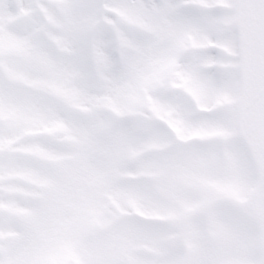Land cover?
Here are the masks:
<instances>
[{
    "label": "snow or ice",
    "instance_id": "obj_1",
    "mask_svg": "<svg viewBox=\"0 0 264 264\" xmlns=\"http://www.w3.org/2000/svg\"><path fill=\"white\" fill-rule=\"evenodd\" d=\"M0 264H264V0H0Z\"/></svg>",
    "mask_w": 264,
    "mask_h": 264
}]
</instances>
